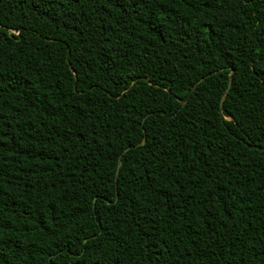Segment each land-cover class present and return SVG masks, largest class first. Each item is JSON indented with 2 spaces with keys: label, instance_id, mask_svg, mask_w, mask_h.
<instances>
[{
  "label": "trees",
  "instance_id": "16d2710c",
  "mask_svg": "<svg viewBox=\"0 0 264 264\" xmlns=\"http://www.w3.org/2000/svg\"><path fill=\"white\" fill-rule=\"evenodd\" d=\"M0 264H264V0H0Z\"/></svg>",
  "mask_w": 264,
  "mask_h": 264
},
{
  "label": "water",
  "instance_id": "95a60500",
  "mask_svg": "<svg viewBox=\"0 0 264 264\" xmlns=\"http://www.w3.org/2000/svg\"><path fill=\"white\" fill-rule=\"evenodd\" d=\"M228 87H229V83H227V86H226L224 92H226V90L228 89ZM221 104H222V96H221V98H220V100H219V107H221ZM142 142H143V141H142ZM142 142H141V143H142Z\"/></svg>",
  "mask_w": 264,
  "mask_h": 264
}]
</instances>
